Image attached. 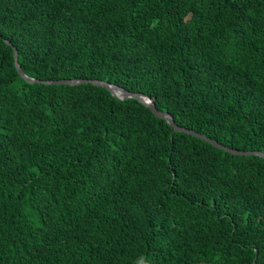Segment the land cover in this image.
<instances>
[{
  "label": "trees",
  "instance_id": "obj_1",
  "mask_svg": "<svg viewBox=\"0 0 264 264\" xmlns=\"http://www.w3.org/2000/svg\"><path fill=\"white\" fill-rule=\"evenodd\" d=\"M264 0H0V264H264Z\"/></svg>",
  "mask_w": 264,
  "mask_h": 264
},
{
  "label": "water",
  "instance_id": "obj_2",
  "mask_svg": "<svg viewBox=\"0 0 264 264\" xmlns=\"http://www.w3.org/2000/svg\"><path fill=\"white\" fill-rule=\"evenodd\" d=\"M4 42L6 44H8L9 46H11L12 48V56H13V65L16 69V71L18 72V74L21 76V78H23L24 80L28 81V82H41L44 84H59V83H66V84H77V83H81V82H88L94 85H98L101 87H105L112 95H114L115 97L119 98V99H123V98H133L135 100H137L138 102L142 103L143 105H145L150 111L151 113L159 118H163L166 123L170 126L171 129L173 130H177V131H181L187 134H191L197 138H201L205 141H207L208 143H210L212 146H215L219 149H222L224 151H227L231 154H239V155H246V154H256L259 155L261 157L264 158V152L258 151V150H237L234 148H230L227 147L223 144L218 143L216 140L209 138L207 136H205L204 134H201L199 132L193 131L191 129H187L181 126L176 125L171 116L165 112V111H160L157 110L153 103L152 100L145 94L143 93H138V92H130L127 91L126 89H124L123 87H120L114 83H108L106 81H102V80H97V79H53V80H39V79H35L33 77H30L26 74H24L18 63L16 60V49L15 47H13L11 45V43L8 40H4Z\"/></svg>",
  "mask_w": 264,
  "mask_h": 264
},
{
  "label": "clouds",
  "instance_id": "obj_3",
  "mask_svg": "<svg viewBox=\"0 0 264 264\" xmlns=\"http://www.w3.org/2000/svg\"><path fill=\"white\" fill-rule=\"evenodd\" d=\"M138 264H148L147 258H144V257L140 258V260L138 261Z\"/></svg>",
  "mask_w": 264,
  "mask_h": 264
}]
</instances>
